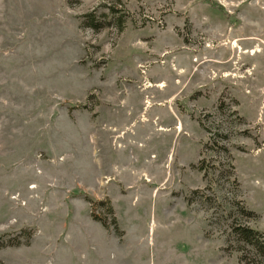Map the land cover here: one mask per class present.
<instances>
[{
	"label": "rangeland",
	"instance_id": "rangeland-1",
	"mask_svg": "<svg viewBox=\"0 0 264 264\" xmlns=\"http://www.w3.org/2000/svg\"><path fill=\"white\" fill-rule=\"evenodd\" d=\"M11 1L0 264H264V0Z\"/></svg>",
	"mask_w": 264,
	"mask_h": 264
},
{
	"label": "trees",
	"instance_id": "trees-1",
	"mask_svg": "<svg viewBox=\"0 0 264 264\" xmlns=\"http://www.w3.org/2000/svg\"><path fill=\"white\" fill-rule=\"evenodd\" d=\"M78 1L79 0H68V3L72 5L74 3H77ZM86 17L89 18V23L86 24V22H83V23H81L82 26H86V27L90 26L93 28L99 27L98 25L95 24L94 21L91 22V19L93 18V16H91V13H90V15H87ZM204 169L205 168H199V170H204ZM103 203H107L109 205L108 212L113 215L114 211H113L112 206L110 205L109 201L102 200V202H99V204H103ZM94 219L101 222V224L106 227V221L105 220L101 219L100 217H96V216H94ZM112 220H113V226L115 227V229H117L118 226H117L116 218H113ZM238 235H239V238L243 242L252 245L253 247H255L257 249V251L260 254H263V256H264V240H263L262 234L259 231L254 230L252 228H248V227H241V228H239Z\"/></svg>",
	"mask_w": 264,
	"mask_h": 264
},
{
	"label": "bare ground",
	"instance_id": "bare-ground-1",
	"mask_svg": "<svg viewBox=\"0 0 264 264\" xmlns=\"http://www.w3.org/2000/svg\"><path fill=\"white\" fill-rule=\"evenodd\" d=\"M10 2L12 3V1L11 0H0V9H2V8H4V7H2L1 8V6H5V5H3V4H5V3H7V4H10ZM13 8H16V6H15V3L13 2ZM11 5V6H12ZM6 7V6H5ZM8 8V7H7ZM6 10V9H5ZM5 12V11H4ZM3 12V13H4ZM11 12V11H10ZM6 13H8V12H5V14ZM8 16H9V22L11 23V24H13V23H15V18H16V15L13 13V14H10V13H8ZM20 19V18H19ZM17 21H19V20H17ZM9 28V32H14L13 30V26H11V25H9L8 26ZM11 29V30H10ZM33 42V41H32ZM234 44H236V43H234ZM260 47V46H259ZM244 51V50H243ZM34 63V62H33ZM163 86V82L162 81H160V82H157V83H152L151 81H147V83L145 84V87L147 88V87H158V88H160V87H162ZM149 101V100H148ZM145 180L146 181H148L149 180V178L148 177H145ZM29 188H31V189H35L36 188V185H35V183H31L30 185H29ZM17 195L15 194V196H13V198L14 197H16ZM18 196H20V195H18ZM22 204H24V202L22 201L21 202Z\"/></svg>",
	"mask_w": 264,
	"mask_h": 264
},
{
	"label": "crops",
	"instance_id": "crops-1",
	"mask_svg": "<svg viewBox=\"0 0 264 264\" xmlns=\"http://www.w3.org/2000/svg\"><path fill=\"white\" fill-rule=\"evenodd\" d=\"M108 196V195H107ZM109 197V196H108ZM110 198V197H109Z\"/></svg>",
	"mask_w": 264,
	"mask_h": 264
}]
</instances>
